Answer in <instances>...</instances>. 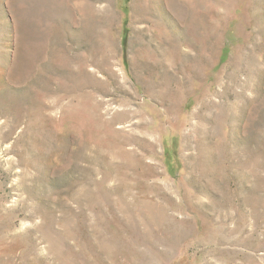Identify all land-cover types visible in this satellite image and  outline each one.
I'll list each match as a JSON object with an SVG mask.
<instances>
[{"label": "rangeland", "instance_id": "374dc122", "mask_svg": "<svg viewBox=\"0 0 264 264\" xmlns=\"http://www.w3.org/2000/svg\"><path fill=\"white\" fill-rule=\"evenodd\" d=\"M148 2L0 0V264H264V0Z\"/></svg>", "mask_w": 264, "mask_h": 264}, {"label": "bare ground", "instance_id": "6f19581e", "mask_svg": "<svg viewBox=\"0 0 264 264\" xmlns=\"http://www.w3.org/2000/svg\"><path fill=\"white\" fill-rule=\"evenodd\" d=\"M135 1H136V0H135ZM144 1H145V0H144ZM149 1H151V0H149ZM158 1H159V0H158ZM163 1H164V0H163ZM193 1H194V0H193ZM147 2H148V0H147ZM143 3H144V2H143ZM148 3H149V2H148ZM162 3H163V2H162ZM189 3H190V2H189ZM109 5H110V4H109ZM133 5H135V4H133ZM167 5H168V4H167ZM190 5H191V4H190ZM149 6H150V4H149ZM133 7H134V6H133ZM135 8H136V7H135ZM135 8H134V9H135ZM138 8H139V7H138ZM105 9H106V8H105ZM105 9H104V10H105ZM167 9H168V8H167ZM71 10H72V9H71ZM146 10H147V9H146ZM148 10H149V9H148ZM137 11H138V10H137ZM69 12H70V11H69ZM149 13H150V12H149ZM137 14H138V13H137ZM147 14H148V13H147ZM145 16H146V15H145ZM147 16H148V15H147ZM135 17H136V16H135ZM139 17H140V16H139ZM137 18H138V17H137ZM187 30L189 31V29H187ZM191 30H192V29H191ZM195 42H196V41H195ZM189 43H190V42H189ZM193 45H194V44H193ZM193 45H192V46H193ZM192 46L190 45V47H192ZM160 80H161V79H160ZM160 83H161V82H160ZM163 84H164V83H163ZM164 85H165V84H164ZM164 85H163V86H164ZM166 86H167V85H166ZM160 97H161V96H160Z\"/></svg>", "mask_w": 264, "mask_h": 264}]
</instances>
